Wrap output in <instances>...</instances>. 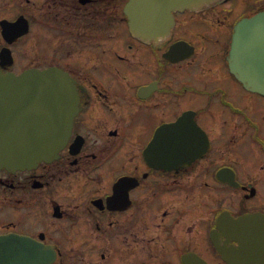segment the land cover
Returning <instances> with one entry per match:
<instances>
[{
	"label": "flooded vegetation",
	"instance_id": "1",
	"mask_svg": "<svg viewBox=\"0 0 264 264\" xmlns=\"http://www.w3.org/2000/svg\"><path fill=\"white\" fill-rule=\"evenodd\" d=\"M125 3L0 0V71L55 67L77 94L55 159L0 168V237L27 236L48 264H229L212 239L227 252L239 242H225L218 216L264 214V97L226 56L264 0L175 12L157 43L130 34ZM193 148L205 151L192 159ZM0 264H15L10 246Z\"/></svg>",
	"mask_w": 264,
	"mask_h": 264
},
{
	"label": "water",
	"instance_id": "2",
	"mask_svg": "<svg viewBox=\"0 0 264 264\" xmlns=\"http://www.w3.org/2000/svg\"><path fill=\"white\" fill-rule=\"evenodd\" d=\"M224 0H128L124 14L133 37L146 42L165 39L174 25L172 12L203 10ZM230 71L243 86L264 96V11L236 23L227 55ZM68 75L57 68L27 70L19 75L0 73V168L24 170L58 156L70 134L75 115L76 91ZM184 117L170 125L172 132L185 127ZM193 137L197 127L194 126ZM154 142H152L153 144ZM182 158L187 150H171ZM198 150L192 149V157ZM154 157L152 146L147 150ZM160 167H171L160 151ZM219 225L239 242V251L224 253L229 264H264V214L224 216ZM11 241V242H6ZM217 242V241H214ZM12 248L15 264H48L42 246L23 235L0 237ZM234 253V254H232ZM9 253L6 254L8 263Z\"/></svg>",
	"mask_w": 264,
	"mask_h": 264
},
{
	"label": "rangeland",
	"instance_id": "3",
	"mask_svg": "<svg viewBox=\"0 0 264 264\" xmlns=\"http://www.w3.org/2000/svg\"><path fill=\"white\" fill-rule=\"evenodd\" d=\"M233 2V1H232ZM239 160H244L243 158H241L240 156L238 157Z\"/></svg>",
	"mask_w": 264,
	"mask_h": 264
}]
</instances>
